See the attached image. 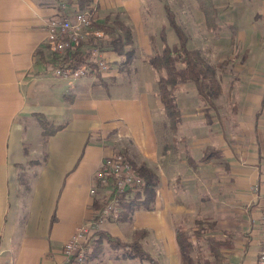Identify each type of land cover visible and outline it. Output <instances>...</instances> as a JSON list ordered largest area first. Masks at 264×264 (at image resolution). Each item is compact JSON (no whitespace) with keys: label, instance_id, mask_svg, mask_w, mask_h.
Returning a JSON list of instances; mask_svg holds the SVG:
<instances>
[{"label":"crops","instance_id":"1","mask_svg":"<svg viewBox=\"0 0 264 264\" xmlns=\"http://www.w3.org/2000/svg\"><path fill=\"white\" fill-rule=\"evenodd\" d=\"M212 1L217 29L206 26L199 0H161L159 15L154 0H94V22L119 14L135 48L130 66L120 71L118 55L102 42L97 56L108 63L97 80L50 72L57 54L47 44L45 22L74 12L75 1L0 0V264H68L63 245L97 215L104 195L90 192L94 174L115 151L157 173L156 199L125 221L101 219L99 229L129 239L145 228L143 245L161 264H182L191 255L180 252L176 225L192 230L197 218H206L215 223L210 234L230 243L223 249L225 264H255L264 170V0ZM164 3L187 33L188 46L216 67L221 85L212 108L192 83L178 84L175 126L148 62L164 43ZM165 28L166 42L175 43V32ZM93 43L89 38L79 48L93 50ZM36 113L66 125L44 142L45 162L30 164L36 158L26 145L28 120ZM23 167L33 174L27 190L18 178ZM111 249L105 244L81 264H148L116 260Z\"/></svg>","mask_w":264,"mask_h":264},{"label":"trees","instance_id":"2","mask_svg":"<svg viewBox=\"0 0 264 264\" xmlns=\"http://www.w3.org/2000/svg\"><path fill=\"white\" fill-rule=\"evenodd\" d=\"M70 1V0H69ZM75 1V11H95L94 0H71ZM199 7L204 12L206 26L217 29L219 26L215 22V6L212 0H199ZM163 10L166 18V26H169L176 34L177 41L172 44L166 42L165 27L160 30L161 39L164 41L161 51L155 52L149 59L150 66L158 72L157 93L165 110L171 126L177 124L178 110L174 97V90L178 84L192 83L196 90L198 99L212 108H217L215 99L221 93V85L217 77L216 67L208 63L202 56L199 49L188 46L189 37L183 27L178 23L174 10L169 4L164 3ZM91 27L93 30L103 32L105 41L94 44L95 48L102 46L106 42L119 57L118 70L127 69L135 54L133 32L127 23L120 19L119 14L107 15L102 22H94L92 18ZM93 35L90 36L92 41ZM88 40V39H87ZM101 43H99V42ZM83 43V42H82ZM80 43L72 52L67 53L63 59H58V66H68L71 68H83L85 75L101 76L102 69L94 60L93 50L83 51L79 47ZM98 43L100 45H98ZM93 51V52H92ZM100 58V57H99ZM102 59V58H101ZM83 75V76H85ZM35 117L42 128L41 139L44 142L56 131L65 127L66 122H52L42 113H36ZM28 155V150L25 149ZM46 151L41 157L29 160L30 164H41L46 160ZM208 155L205 156V159ZM134 169L142 176L143 184L139 190H114L110 196L114 197L120 207L119 216L114 219L125 221L129 218L133 209H151L156 199L159 178L157 173L145 163L133 164ZM32 172L26 167L19 170L18 178L23 184L24 190L30 187ZM106 200L101 198L96 202V207H102ZM99 220V215L94 217ZM215 223L206 218H197L194 222L193 230H188L182 225H176L175 238L178 248L183 254L194 253L201 264H225L223 249L230 246V243L216 238L210 233L213 231ZM145 228L134 229L129 239L111 234L108 231L97 228L83 242V245L90 249L86 258L98 255L102 252L103 245L112 248L116 253L114 259H139L147 261L148 264H161L159 259L149 252L143 245V238L147 235ZM204 241V246H201ZM72 263V261L67 262Z\"/></svg>","mask_w":264,"mask_h":264},{"label":"built area","instance_id":"3","mask_svg":"<svg viewBox=\"0 0 264 264\" xmlns=\"http://www.w3.org/2000/svg\"><path fill=\"white\" fill-rule=\"evenodd\" d=\"M91 17L90 12L87 10H76L69 14H60L47 19L45 22L47 43L56 52L58 59H63L67 53L72 52L80 43L89 39L91 35H93L94 44H96L97 39L103 38L102 31L92 29ZM93 51L94 60L102 70H105L107 68L106 62L97 56V48H93ZM54 73L62 78H76L86 74L83 68H71L66 65H56ZM94 179L90 192L95 193L101 189L104 195L103 198L106 201L98 210L99 220L95 221L93 218L84 222L65 241L63 253L66 262L72 261L78 264L84 262L90 249L85 247L83 242L98 228L101 219L114 220L119 216L120 207L117 205L116 199L110 196L112 192L114 190L135 192L143 184L142 176L138 175L129 158L121 151H115L102 159L94 174ZM259 184L261 239L255 264H264V170L261 173Z\"/></svg>","mask_w":264,"mask_h":264},{"label":"rangeland","instance_id":"4","mask_svg":"<svg viewBox=\"0 0 264 264\" xmlns=\"http://www.w3.org/2000/svg\"><path fill=\"white\" fill-rule=\"evenodd\" d=\"M104 1H106V2H108V3H110V4H119L122 0H104ZM156 3V7H155V9H154V12L157 14V12H158V15L161 13V12H159V5H160V3H161V0H154ZM147 7V5L145 4L144 5V9ZM91 14V13H90ZM91 18H93V19H95V17H94V13L93 14H91ZM121 17H123V16H121ZM96 21H98L97 20V18H96ZM183 24H185L184 22H182ZM170 29V28H169ZM171 30V32H173L172 31V29H170ZM172 34H174V33H172ZM102 41L103 40H105V39H101ZM100 39H99V41H101ZM46 41H47V39H46ZM93 41V40H92ZM94 42V41H93ZM96 43H97V41H95ZM48 44V43H47ZM94 44V43H93ZM103 60H105L104 58H102ZM106 61V60H105ZM107 63H108V61H106ZM149 66V65H148ZM103 71V70H102ZM50 72H53L52 74H55L54 73V70H52V71H50ZM216 72H217V70H216ZM129 76L130 77H134L135 75H134V71H132L131 73H129ZM92 77L93 78H96L97 80H98V77L96 76V75H92ZM69 80H72V79H69ZM41 131H42V128H41V126L39 125V123H38V121H37V119H36V117H32L31 119H29L28 120V133H27V135H28V139H27V141H26V145H27V147L30 149V156L29 157H31V158H39L40 157V149L41 148H44L43 147V142H42V139H41ZM42 146V147H41ZM34 148H36V150H38V153H34L33 152V150H35ZM132 166H133V164H132ZM134 168V167H133ZM137 172V171H136ZM138 173V172H137ZM138 175H140L139 173H138ZM109 220H112V219H109ZM112 221H118V220H112ZM260 223V222H259ZM117 224H120V223H117ZM193 230V229H192ZM120 231V230H119ZM124 235V234H123ZM260 239H261V236H260ZM201 246H204V241H201ZM225 249V248H224ZM111 250H113V249H111ZM259 251V250H258ZM188 255H191V257L189 258V260H187V261H185V262H183L182 264H201L200 262H199V260L195 257V254L194 253H191V254H188ZM257 256H258V254H257ZM137 260H139V259H137ZM257 260V259H256ZM141 262H145V261H143V260H140Z\"/></svg>","mask_w":264,"mask_h":264}]
</instances>
